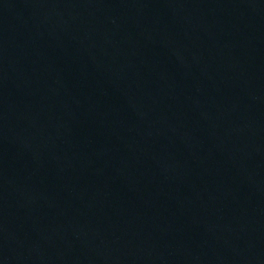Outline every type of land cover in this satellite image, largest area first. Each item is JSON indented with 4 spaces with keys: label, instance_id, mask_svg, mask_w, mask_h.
I'll use <instances>...</instances> for the list:
<instances>
[{
    "label": "water",
    "instance_id": "1",
    "mask_svg": "<svg viewBox=\"0 0 264 264\" xmlns=\"http://www.w3.org/2000/svg\"><path fill=\"white\" fill-rule=\"evenodd\" d=\"M0 264H264V0H0Z\"/></svg>",
    "mask_w": 264,
    "mask_h": 264
}]
</instances>
